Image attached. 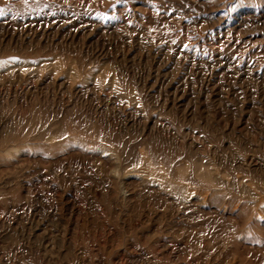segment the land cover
Segmentation results:
<instances>
[{
	"label": "rangeland",
	"instance_id": "374dc122",
	"mask_svg": "<svg viewBox=\"0 0 264 264\" xmlns=\"http://www.w3.org/2000/svg\"><path fill=\"white\" fill-rule=\"evenodd\" d=\"M0 264H264V0H0Z\"/></svg>",
	"mask_w": 264,
	"mask_h": 264
}]
</instances>
